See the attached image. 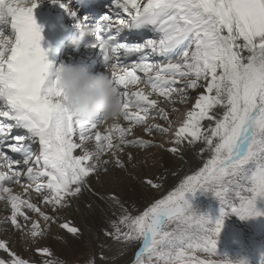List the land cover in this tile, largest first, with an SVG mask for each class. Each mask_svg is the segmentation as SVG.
Here are the masks:
<instances>
[{
  "label": "snow or ice",
  "instance_id": "6c2138e0",
  "mask_svg": "<svg viewBox=\"0 0 264 264\" xmlns=\"http://www.w3.org/2000/svg\"><path fill=\"white\" fill-rule=\"evenodd\" d=\"M41 2L0 0V202L10 209L0 224L19 231L32 248L87 190L121 207L118 223L105 235L122 245L121 254L135 249L132 264H231L217 253L223 219L213 227L189 195L210 193L222 217L264 215L257 208L264 200V0H113L101 19L85 18L81 32L93 33L85 47L98 53L122 101L111 123L66 107L59 81L64 65L49 61L34 18ZM51 2L76 17L69 3ZM193 92L191 108L173 129L171 113L192 101ZM160 98L171 112L159 106ZM137 129L148 137L172 134L166 151L174 156L181 146L202 144L200 154L208 158L175 190L133 214L115 193H95L90 181L112 165L127 170L121 159L127 149L164 148L137 136ZM133 159L129 152L128 161ZM145 183L162 187L152 179ZM59 226L74 239L82 236L69 222ZM0 250L8 257L0 264H31L6 241ZM34 251L41 264H67L49 247Z\"/></svg>",
  "mask_w": 264,
  "mask_h": 264
},
{
  "label": "rangeland",
  "instance_id": "374dc122",
  "mask_svg": "<svg viewBox=\"0 0 264 264\" xmlns=\"http://www.w3.org/2000/svg\"><path fill=\"white\" fill-rule=\"evenodd\" d=\"M69 56L70 55H68V57ZM68 57H65V58H68ZM65 58H62V59H65ZM195 93L196 92L192 93L193 100L189 101V102H192V103L194 102V98L196 97ZM161 105H159V106L160 107H166V109H168L170 107L169 106L170 104H168L166 102H162ZM188 110H189L188 108H185V107L181 108L180 107L179 112L175 113V115H173L174 116L172 119L173 129L177 128L179 126L178 123L182 122L185 119L186 112ZM165 126H167V125H165ZM172 138H174L173 135L169 134L167 136H160L159 141H157V140H155V141L158 143H164L165 140L170 141ZM159 149L162 151V155L169 156V154L167 152H165L162 148H160V147L153 148V150H159ZM152 153L153 152H150V153L142 155V156L145 159H149L151 157ZM112 168L113 167L110 166L109 172H108V174H106L109 178L108 184L115 182L114 185L121 186L123 188L124 193L127 196L126 201L122 203L123 206L125 208H127L130 212H132L133 214H137L140 211V209L138 208L137 201L135 200V193H138L140 196H145L147 189L149 187L145 183V181L152 178V177H155L156 173L159 172V170L148 168V167L139 168L138 165L128 166L127 170H121L120 169L121 171L118 170L119 168L116 170H113ZM195 172H192V173L189 172L188 175L189 174L192 175ZM187 176H185V177H187ZM184 178H177L175 180V182L172 186V191L175 190L179 186L180 182ZM93 183H94V185L97 186L98 193L102 194L106 197L107 194L103 190V186L105 184L103 181V178L100 177V179H98V180L93 178ZM13 187L15 190L16 186H13ZM169 192L170 191H168V193ZM168 193H165L164 196H166V194H168ZM194 198L195 199L189 198L191 200L194 208H196L201 214L210 218L213 227L221 219H223V223L226 222L225 226H223V228L225 229L224 233L227 234L229 241H226L222 236L219 235L218 245H217V253L222 259H224L226 261H230L231 264H254L255 257L253 255H256L255 252L257 250V252L260 254V256L262 255V259L264 260V239H263L264 238V215H260L258 217H249V218H246V220L241 219L240 217H238L236 215H227V216L222 217L221 205H220L219 201L216 200V198L214 196H212L210 193H197ZM75 202L77 203V201H75ZM111 203H112V205L115 206V208L120 207L119 205L113 203L112 201H111ZM149 205L150 204H148V202L145 201L143 203L142 208L145 209ZM42 209L45 212H49V213L51 211L50 208L44 207L43 205H42ZM262 209L264 211V206L262 207ZM89 211L92 214H95V212H96L95 208L92 206L89 208ZM63 212L62 213L60 212L58 214L57 223L51 225V228L48 231L46 237L42 240L50 241L49 239L52 240L53 237H55L59 234V232H60V226L59 225L61 224L60 223L61 220H59V218L62 219ZM89 216L93 217L96 220L97 226H96V228H93L94 232L88 233V235H87L88 238L84 234H82V239L84 241H86V245H85V247L82 248L81 252H79L78 255H76V256L70 255L67 257H63L61 255V250L58 248L57 250H52L55 257L59 258L63 261H66L67 264H87V262L91 258L96 259V264H132V261L134 259L135 249L128 250V251L124 252L123 254H121L122 245L116 244L112 239H110L109 237H107L105 235L106 231L107 232L113 231L112 225H113V223H118L119 217L112 216L110 218H106V217L97 216V215H94V216L89 215ZM37 220H40L39 216H38ZM241 221H243V222H241ZM40 223L42 226L44 225L43 220H40ZM245 223H246V225H245ZM254 223H256V224H254ZM237 224L241 226V227L239 226L240 227V229L238 230L239 234H237V229H238ZM244 226H246V227H244ZM250 226H252V227H250ZM256 226H258V227H256ZM260 227L261 228L263 227V229H260ZM233 228H235V229H233ZM245 228L247 231H249L248 233H250L248 238L244 237ZM234 230H236V232ZM253 231L254 232L256 231L255 234H252ZM233 232H234V234H233ZM51 233H53V234H51ZM258 237H259V239H258ZM260 237H262V238H260ZM42 240L39 241L37 247H40V245L43 244ZM17 244H19L23 247H28V249L30 248L28 242L21 237V240L19 243H17V242L12 243L11 250L13 248L16 249ZM241 245H243V246H241ZM259 251H261V252H259ZM101 255L108 258L107 262L99 259V257ZM196 255H199L201 258H205V259L207 258L203 253H197ZM218 258L219 257H214V259H218ZM36 264H40V263L36 262Z\"/></svg>",
  "mask_w": 264,
  "mask_h": 264
},
{
  "label": "bare ground",
  "instance_id": "6f19581e",
  "mask_svg": "<svg viewBox=\"0 0 264 264\" xmlns=\"http://www.w3.org/2000/svg\"><path fill=\"white\" fill-rule=\"evenodd\" d=\"M61 3H62V0H61ZM57 4L60 5V3H57ZM79 58H80L79 56H73V55L69 56L68 58H65V59L60 58L59 60H57L55 67H58L62 64L65 66L66 64H69V63L86 64L85 57H83L81 60H78ZM195 95H197V93H195ZM160 100H161V102H160V105H161L162 102H164V100H163V98H160ZM191 105H192V102H189L187 105H177L176 107L178 109H180V107L181 108L185 107V108L190 109ZM169 106L170 107L167 110H169L171 112L172 105H169ZM163 108L166 109V107H163ZM173 115H175V113H171V119H173V117H174ZM156 122H159L161 124L164 123L163 121H156ZM109 123H111V121H109ZM180 123H178V125H180ZM121 124H124L126 126V122H124L123 120H121ZM205 124L207 125L208 122L205 121ZM136 135L142 136L145 139H153L154 138L157 141H159V137L161 136V135H155L154 137H148L143 132L142 129H137ZM173 139L174 138H172L170 141L165 140L163 143L164 148H162V149L165 152H167L169 154V156H164V155H162V151L160 149L159 150H153V148L148 149V150L127 149L124 153L121 154V159H123L126 162V164H128V166L138 165L139 168L148 167V168L159 170V172L156 173L155 177L150 178L154 182H159L162 184V187L159 191L153 190L150 187H148L145 196H140L138 193H135V200L137 201L138 208L140 209V211L144 210L142 208V206H143V203L145 201H147L148 204H151L155 200L164 197L165 193H168V191H172V186H173V184L177 178H184L185 176L188 175L189 172L192 173V172H195L196 170L198 171L199 168H201L203 166L205 160L208 158V153H205L203 156H201V154H200L201 149L204 147L202 144H197V146L195 145L194 147H187V148H185L184 146H181L183 149L181 155H178L179 157L172 155L171 153L166 151V149L171 146V142ZM129 152H131L133 157H134V159L131 161H128V153ZM150 152H153V153L149 159H145L142 156V155L148 154ZM77 154H79V153H77ZM107 158L108 157H106V159ZM112 167H113L112 168L113 170L118 169V167H116L115 165H112ZM118 170L121 171L120 169H118ZM189 175H191V174H189ZM101 177L103 178V181L105 183L103 186V190L105 191V193L107 195L111 194V193H115L116 195L119 196L120 201L122 203L125 202L127 199V196L125 195L123 188L121 186L114 185L115 182L108 184L109 178L107 175H103ZM90 183H91L92 188L95 190V193H98L97 186L94 185L93 179H91ZM15 188H16L14 190L15 192H22L23 191L19 186H16ZM189 198L195 199V198H192L190 195H189ZM33 201L39 204V201L36 200L35 197H33ZM75 201H77V203ZM40 206L42 207V205H40ZM91 206L95 208V211H96L95 214H92L89 211V208ZM263 206H264V200H260L257 202V208L261 212H264L262 209ZM25 211H27V210L25 209ZM63 211H61V213L63 212L62 219L59 218V220H61L60 223L69 222L70 225L80 228L82 234H84L87 238H88V236H87L88 233L94 232L93 228H96V226H97L96 220L93 217H90L89 215H91V216L97 215V216H103L106 218H110L112 216L120 217L122 214L121 207L115 208V206L112 205L110 200H107V199L102 200V199L98 198V196L95 195L93 192H90L87 190H85L79 198L72 200L71 206L64 209ZM8 215H10V209L5 205L4 202H0V219H3L4 217H6ZM28 215L31 216L34 220L38 219V216L31 213V212H28ZM241 222H243V221H241ZM225 223H223L224 226H225ZM254 224H256V223H254ZM245 225H246V223H245ZM239 226L240 225L237 224V227H238L237 234H239L238 230L241 227V226L240 227ZM244 227H246V226H244ZM250 227H252V226H250ZM256 227H258V226H256ZM233 229H235V228H233ZM260 229H263V227L262 228L260 227ZM224 230L225 229L223 228L222 234L220 236H222L226 241H229L227 234L224 233ZM234 231L236 232V230H234ZM248 232L249 231H247L245 228V234H244L245 238H248V236L250 234ZM255 232L253 231L252 234H255ZM51 234H53V233H51ZM233 234H234V232H233ZM21 237H22L21 233L19 231H16L15 229H13L11 226L6 225V224H0V241H6L9 244L10 248H11V245L13 242L19 243L21 240ZM260 238H262V237H260ZM258 239H259V237H258ZM49 240L50 241L42 240L43 244L40 245V247H45V246L49 247L51 249V251L57 250L59 248L61 250V255L63 257H67L70 255H75V256L78 255V253L81 252L82 248L85 247V245H86V241H84L82 239V236L79 239H74L71 236V234H69L66 230H63L61 228H60L59 234L57 236L53 237L52 240L51 239H49ZM37 246H38V244L33 246L32 248L28 249V247H23V246L17 244V248L16 249L13 248L12 251L17 253L22 258L30 260L31 264H34V263L36 264V262L41 264V258L34 251V248ZM241 246H243V245H241ZM259 252H261V251H259ZM255 254L256 255H253L255 257L254 264H264V260L262 259V255L260 256V254L257 252V250H256ZM0 258H4V259L8 258L7 254L4 253L2 250H0Z\"/></svg>",
  "mask_w": 264,
  "mask_h": 264
},
{
  "label": "clouds",
  "instance_id": "9594fccd",
  "mask_svg": "<svg viewBox=\"0 0 264 264\" xmlns=\"http://www.w3.org/2000/svg\"><path fill=\"white\" fill-rule=\"evenodd\" d=\"M81 33L73 41L77 46L83 43L84 37L93 35L88 30ZM59 81L66 93V107L75 115L90 120L104 117L109 121L120 116L122 101L107 74L93 72L83 63H69L59 73Z\"/></svg>",
  "mask_w": 264,
  "mask_h": 264
},
{
  "label": "water",
  "instance_id": "95a60500",
  "mask_svg": "<svg viewBox=\"0 0 264 264\" xmlns=\"http://www.w3.org/2000/svg\"><path fill=\"white\" fill-rule=\"evenodd\" d=\"M220 234H222V231H221V233Z\"/></svg>",
  "mask_w": 264,
  "mask_h": 264
}]
</instances>
